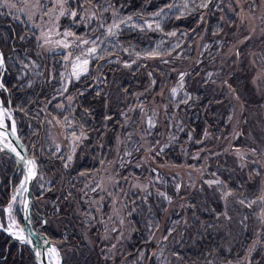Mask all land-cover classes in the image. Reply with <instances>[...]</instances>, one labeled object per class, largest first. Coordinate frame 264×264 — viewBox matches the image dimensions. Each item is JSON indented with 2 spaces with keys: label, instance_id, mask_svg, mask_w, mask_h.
<instances>
[{
  "label": "rangeland",
  "instance_id": "374dc122",
  "mask_svg": "<svg viewBox=\"0 0 264 264\" xmlns=\"http://www.w3.org/2000/svg\"><path fill=\"white\" fill-rule=\"evenodd\" d=\"M15 2L16 0L12 1V3ZM231 2H233L232 5ZM199 3L201 0H196V5ZM215 3L219 4L220 10L223 7V10L226 8L231 14L234 13L235 20L233 25L225 24L221 37L215 36L219 42V52L222 51V53L217 59L218 69L208 78L210 90L213 92L212 98L220 96L219 94L223 91L225 84L227 86L224 92L225 96L223 94L218 99V102L221 101V103L217 105L222 119L215 125L206 122L207 135L202 137V141L195 152L186 151V153L181 154L182 162H173L171 158L165 163L158 158L153 159V154L148 149L154 148L156 150V141H159L158 145L163 144L165 139L170 141L169 130L172 131L174 127L177 128V118L175 117L179 114V112L177 113L179 103H176V95L183 92L190 94L198 86L199 73H196V76H193L191 80H188V76L185 75L182 88L180 87L179 73L193 70L194 66L202 61V59H197V56L201 54V48L206 47L202 41L206 34V23L213 10L200 9L204 19L194 22L191 29L187 30L186 26L183 25L180 30L171 28L164 31L165 34L161 31H154L155 35L151 48H156L163 41L160 50L165 53L171 51V55L165 54L163 56V59L168 61L166 64L162 63L160 59L145 58L132 65L146 69V72L143 70L145 74L147 73V82L145 87H140L142 96L151 92L149 103L142 106L143 110L137 129L139 131L138 142L132 146L127 142H119L105 155L107 159L105 163H102L105 165L101 169L95 168L81 172L84 175L78 173L77 163L90 155L84 140L79 143L73 153V144L70 139L72 131L65 128L62 120L51 116L46 111L39 116V121L36 117L31 118V123L40 125L35 133L37 138L36 136L31 138L32 149H38L41 154L39 156L44 161L50 162V165L48 164L49 171L43 180L46 191L54 192L55 187L58 188L59 182L66 178L76 177L79 179L81 177L82 179L83 187H77V201L75 204L72 202L74 206L71 205L67 212L65 209L50 222L39 210L49 202V195L47 197L39 196L35 200L33 198L36 202L35 208L39 212L37 223L42 227L49 225V223L53 225L55 234L53 246L60 254L61 264H91V262L92 264H152L153 261L156 262L155 264H175L173 259L182 263L193 264L188 261V257L185 256L187 258L185 260L180 254L178 255L175 252V246L180 242V235L186 233L188 236L187 239L185 238L187 240L186 245L190 246L191 243H195V239L193 240V237L196 236L195 231L205 221L201 219L198 221V225L196 223L192 225L191 220H198L199 210H208L209 202L212 199L221 203L220 210L215 212V218L210 222L213 226L212 234L214 236L219 234L218 250L212 255V261L217 264H238V262L239 264H264V224L260 222V217L264 215V201L260 200L261 197H264V0H259L258 3L255 1L253 5L246 0H239V3L237 0H215ZM84 7L95 10V5L89 4L88 0H85ZM180 7L183 8V5ZM185 10L190 12L189 9ZM14 13L18 16L24 15L16 10ZM97 15L100 13L97 12ZM120 15L121 17L128 16L122 13ZM224 15V11L218 14L220 21H225ZM103 16L108 18V23H111V13L105 12ZM24 18L31 27L34 22L39 23L41 29L52 27V21L48 17L36 21H28L25 15ZM145 19H149V16ZM134 21H136V17H134ZM56 23L61 32L69 30L85 39L98 35L101 39L104 38L103 30L101 32L92 31L98 27V21H92L86 26L87 22L80 20L78 16L75 24L68 17H61ZM35 30L38 31L37 35H39L40 29L35 28ZM169 32H176L177 35L168 36L167 33ZM246 37H250V39H245ZM150 40V37L146 39L147 44ZM223 41L226 42L224 49ZM176 44H179L180 47L176 48L174 52L172 48ZM186 45L189 46L188 50L185 49L187 48ZM238 48L243 51L242 57L235 56ZM38 50L40 56L55 55V58L63 59V54L59 50L55 53L39 47ZM132 59H135V56L126 58V61ZM38 64L32 58L28 68L33 72L39 66ZM203 64L207 65L205 62ZM165 69L170 73L166 74L163 71ZM63 70L65 73V65ZM230 70L237 75L243 74L248 79V84L242 83V85L247 86V91L244 90L241 96L237 94L233 86L227 84ZM70 71L71 66L69 65L68 72ZM218 71L222 73L220 74ZM149 73L152 75L149 76ZM34 74L33 72V75H29L31 79H33ZM206 74L208 76V73ZM153 80L156 82L155 85L152 84ZM211 83L215 84L212 85ZM172 88H177L175 96L171 93ZM248 103L251 104L248 106ZM168 111H172L170 118L167 115ZM7 113L6 125L11 126L14 121L16 129L19 131V118L15 117L13 108L9 109ZM229 116L232 117L231 121L228 119ZM148 117H152L156 127L151 130L150 134L145 135V121ZM242 122L247 123L249 132L238 144L239 136L237 137L236 134H242ZM29 125L32 131L34 127ZM141 137L144 138L141 139ZM151 139L154 141L152 142ZM137 147H141V150L136 151ZM57 148L60 149L59 152H57ZM237 149L244 154L243 157L237 155ZM252 149L256 150L255 153L251 151ZM126 151H131L132 156H124ZM197 153H199V160L193 158ZM68 155H72L73 160L70 166L65 168L64 161L60 157H67ZM121 157L126 162H130L126 163L124 167L109 163V161L117 162ZM257 161L258 163H254ZM137 163L141 165L139 168L135 167ZM242 164L246 166L241 167ZM221 166L235 172L233 182L231 178L230 183L223 179ZM151 168H156L157 173H151ZM257 171L260 173L259 176L256 175ZM157 174L159 175V182L156 180ZM215 179H219L223 183L211 187L204 183ZM57 180L58 184L53 185L52 182ZM161 183H165V186L167 184L173 185L176 197H171L172 200L168 203L164 216L162 215L151 222L150 227L153 234L150 236L152 238L149 242L152 248L150 253L136 250L134 256L130 255L132 253L125 254V245L128 244L131 235L134 233L127 209L124 206L127 192L132 190V195L137 192L141 196L142 194L145 196V192H147L146 195L150 196L161 191L169 195L164 188L160 187ZM97 184H101L105 190L98 189L93 192L91 189L95 188ZM177 184L181 185L178 193L175 187ZM134 185L147 187L146 190H142V188L134 187ZM203 186H206V194L203 192ZM229 191L232 195L225 199L224 194ZM241 199L245 200L244 205L238 202ZM253 200L257 202L248 207V203ZM20 210V206L15 205L12 211L13 216L21 224ZM225 213L231 219H227ZM0 216H3L1 209ZM245 217H247L246 220ZM176 221L179 223H174ZM39 225L35 224V226ZM114 228L116 231H113ZM169 229L174 230L169 234ZM164 236H168V239L164 240ZM256 241L259 242L255 243ZM113 245H115L114 248ZM221 247H223L222 250H220ZM89 253L95 256L94 262L92 257L90 259ZM145 253L147 255H144Z\"/></svg>",
  "mask_w": 264,
  "mask_h": 264
},
{
  "label": "trees",
  "instance_id": "16d2710c",
  "mask_svg": "<svg viewBox=\"0 0 264 264\" xmlns=\"http://www.w3.org/2000/svg\"><path fill=\"white\" fill-rule=\"evenodd\" d=\"M12 1L9 0L10 3ZM246 1L252 3V5L255 3L253 0ZM255 1L257 3L259 2V0ZM111 2L122 14L133 15L142 13L144 18L149 16L150 13L157 11L159 7H163L165 3H175L180 10L173 9L172 12L161 20L163 33L171 28L180 30L183 25L186 26L187 30L191 29L194 22L201 21L200 17L202 16V10L199 9L195 11L194 15H186L177 19L176 17L181 16V11H186L182 7L179 8L180 5H183L184 0H111ZM92 4L95 5V0H92ZM230 4L232 5L233 2ZM188 9L189 11H193L194 6L190 4ZM223 11L225 21H220L218 14ZM234 22V13L231 14L228 9L224 8L223 10V7L221 10L220 8L213 9L206 23V34L202 41L203 44H206V47H202L201 54L197 56V59H202V61L196 64L193 70L185 72L187 73L188 80H191L193 76H196V73H199L198 78L200 81H198L197 88L194 91L192 90L193 92L190 91V94L183 92L182 94L176 95V103H179V110L177 111L179 114L175 117L177 118V128L175 129L174 127V130H169L170 136L168 137H171L170 141L165 139L163 144L156 145V151L164 144L169 145L164 153L158 157L161 162L165 163L170 158L173 162H182V153L184 154L186 151L193 153L199 147V143L194 141H202V137L207 130L206 122H211L215 125L216 122L222 119L220 109L217 105L221 103V101L218 102V99L223 96L227 86L225 84L223 91L219 94L220 96L212 98L211 95L213 92L210 90L208 83L209 76L206 73L214 74L216 72L218 69L217 59L222 53V51L219 52V42H217L215 36L221 37L225 24L233 25ZM37 33L38 31L35 28H32L26 23L24 15L18 16L12 9L0 8V46L2 51H4L7 65L2 79L10 94V104L15 113L14 115L17 119L19 118L20 127L18 134L26 143V146H28L29 154L37 159L38 172L32 186L34 200L39 196L47 197L49 195V202L39 210L44 214L46 220L50 222L56 219L65 209H67L65 211L67 212L71 205L74 206L77 201V187L82 188L83 184L81 177L79 179L69 177L59 182L58 188L54 186L56 188L54 192L46 191L43 180L49 171L50 167H48V164L50 165V162L46 160V163L40 157L41 154L38 152V149H32L31 141L34 138L33 136L37 138L35 133L40 125L31 123V118L36 117L37 121H39V116L46 111L51 116L62 120L66 129L68 128L67 124L71 123L77 131V134L83 131L88 138L82 140H84L86 146L89 148L90 155L83 161L77 163L78 173L95 168L101 169L105 165H102L101 162L105 163L107 159L105 155L119 142H127L131 146L135 142H138L139 131L137 129L139 127V118L142 114V111L139 109L144 104L149 103L151 92L149 94L146 93L144 96L140 93V87H145L147 82V73H144L146 69L134 66L131 68L124 67L123 61H126V58L130 57V55L121 51L120 48L113 49L109 44L107 46L108 51L112 52L113 55L108 56L105 53L104 60L92 62L89 66L88 76H82L80 81L70 84L68 91L60 95L59 91L64 84L61 73L64 72L65 64L63 59H57L55 55L40 56L38 54L39 50L35 39ZM154 35V31L147 32L138 29H124L117 37V40L120 45L129 48L130 52L132 49H135V51L143 53L152 49ZM21 37H24V39H21ZM149 37L151 40L147 44L146 39ZM223 43L224 49L226 42L223 41ZM186 46L187 48L185 49L188 50L189 46ZM236 52H239V56H243L241 48H238ZM235 56H237L236 53ZM32 58L39 63L38 69L33 70L35 73L33 79L29 76L33 75V72L28 68ZM109 59L113 63L109 64L107 62ZM117 60L120 62H117ZM144 62L146 63V61ZM203 62L207 65H204ZM25 64L28 67H24ZM100 65L103 67H100ZM163 71L166 74L170 73L166 69ZM231 71L229 72V77H227V84L233 86L237 94L241 96L244 90L245 92L247 91V86L242 85V83L245 82L248 84V79L243 74L237 75V73H232ZM200 72L203 75L202 78ZM218 73L221 74L222 72L218 71ZM97 77H100V79H96ZM211 84L214 85L215 83ZM78 92H82L83 95H77ZM97 92L100 94L97 95ZM184 100H187V103H184ZM250 104L248 103V106ZM57 105H63V107H57ZM129 109H136L137 111H130ZM123 113H126V115H123ZM167 115L170 118L172 111H168ZM106 116H110L112 119L106 120ZM64 117H68V121H65ZM29 124L34 127L32 131L29 128ZM241 126L244 136H239L238 144L249 132V126H247L246 122H242ZM68 130L72 131L73 129L68 128ZM129 133H132L131 141L127 139ZM189 136L192 137L191 140ZM172 137H175V141H172ZM151 141L153 142L154 139H151ZM14 166V158L6 151L2 152L0 154V207L8 202V195L20 181V175L13 173ZM221 169L223 179L228 183L231 180L233 182L235 172L225 166H221ZM52 184H58V180L53 181ZM160 187L166 190L167 194H169L167 195L168 197H176L173 185L167 184L165 186V183H161ZM203 192L206 194V186H203ZM146 193L145 196L143 194L141 196L137 192L132 195L133 191L130 190L129 193L127 192L125 199L124 206L127 209L130 223L134 228V233L130 237L131 240L125 245V254L132 253L130 254L131 256H134L136 250H141L143 253L144 251L150 253L152 248L149 242L152 238L150 236L153 234L151 233V222L164 214L169 203V201L161 198L158 192L150 196L146 195ZM209 203L208 210H199L198 220H191L193 222L192 225L194 223L197 224L201 219L205 221L195 231L196 236L193 237L195 243H191L190 246L186 245V239L188 238L186 233L180 235V242L175 246V252L178 255L180 254L181 257H184L183 259L185 260H187L185 256L188 257V261H191L193 264H217L215 261H212V255L218 250L219 234L217 236L212 234L213 226L210 222L215 218V212L220 210L221 203L215 199H212ZM188 210H190V207H188ZM37 218L38 215L33 213L35 224L39 225ZM42 230L52 240L55 239L53 225L49 223V225L43 226ZM73 232L75 233V231ZM18 243L10 235L0 230V264H35L34 253H32L30 247L22 243L18 245ZM181 251L183 252L181 253ZM147 253L144 255H147ZM89 254L90 259L92 257V261L94 262L95 256H92L91 253ZM173 260H175V264H186L176 259ZM155 263L154 261L152 262V264Z\"/></svg>",
  "mask_w": 264,
  "mask_h": 264
},
{
  "label": "snow or ice",
  "instance_id": "6c2138e0",
  "mask_svg": "<svg viewBox=\"0 0 264 264\" xmlns=\"http://www.w3.org/2000/svg\"><path fill=\"white\" fill-rule=\"evenodd\" d=\"M89 4L92 3V0H88ZM255 2V0H253ZM85 0H16L15 3H10L9 0H0V8L5 9H13L16 11H19L27 17L28 21H36V20H43L45 17H48L50 21H52V27H48L45 29H41V26L39 23H33L32 27L36 29H40L39 35L35 36V39L37 41V47L43 48L46 51L49 52H57L59 50L63 54V61L65 62V73H61V77L64 79V84L62 89L59 91L60 95H63L65 92L68 91V86L70 84H74L77 81L81 80V77H87L89 74V66L92 62H99L101 60L105 59V53H107L108 56L113 55L112 52L108 51L107 46L110 44L113 49L120 48L121 51L129 54L130 56H135V59H132L131 61H123V66L126 68H131L133 64H136L138 60L140 59H160L162 63H168L167 60L163 59V56L165 54L171 55V51H168L167 53L162 52L160 49L162 48L163 41L160 42L156 46V48L147 50L145 52H139L135 51V49H132V51H129V48L123 47L120 45L119 41L116 39L124 29H138L140 31H163L161 20L170 12H172L173 9L180 10L177 8V5L175 3H165L163 7H159L157 11H154L149 14V19H145L143 17L142 13H136L133 15H128L126 17H121L119 9L115 7V5L111 2V0H95V10L86 9L84 7ZM237 3H239V0H237ZM193 5L194 9L193 11L186 12L181 11V16L176 17L177 19H180L183 16L186 15H194L195 11H198L199 9H209V11H212L215 8H219V4L215 3V0H201V3L199 5H196V0H184L183 8L188 9L189 5ZM50 5V6H49ZM212 6L211 8L209 6ZM251 6V5H250ZM97 12L100 13V15H97ZM109 12L111 13V23H108V18L103 16V13ZM79 16V19L82 21H86L87 24H90L92 21H98V27L92 29L94 32H101L103 30V39L101 37L95 36L90 38H82L80 36H77L76 33L65 30L61 32L59 30V27L57 25V21L61 17H68L70 18L73 23L75 24L77 22V17ZM134 16L136 17V21H134ZM201 21H203L204 17H200ZM138 21V22H137ZM168 36H176V32H169L167 33ZM58 37V38H54ZM21 39H24V37H21ZM245 39H250V37H246ZM180 45L176 44L172 51H174L176 48H179ZM239 55V52L236 53ZM109 64L113 63L111 59L107 61ZM117 62H120L117 60ZM35 63V62H33ZM71 66V71L68 72V66ZM24 67H28V65H24ZM100 67H103L100 65ZM4 71H6L5 67V56L3 52H0V74H2ZM152 74L149 73V76ZM185 75L187 73L181 72L179 73V80H180V87H183V80ZM212 73H208V76L211 77ZM96 79H100V77H97ZM155 80L152 81V84L155 85ZM90 87V85H89ZM0 89H3L4 91H7L5 88V85L3 82H0ZM171 93L173 96L177 94V88H172ZM100 93L97 92V95ZM77 95H83L82 92H78ZM190 98V97H189ZM71 99V98H70ZM184 103H187V100L183 101ZM57 107H63V105H57ZM130 111H137L136 109H129ZM142 111L143 109H139ZM8 114L7 109L0 110V129H4V131H0V151L8 150L12 153H15L17 157H19V162H22L24 167L27 169V174L25 176V179L21 182L20 188L17 189V191H27V188L25 187L26 183L36 177L37 175V165L36 161L34 159L27 160L25 156L21 155L20 152L17 151V147L14 146L11 142V140H8L7 143L4 141L7 140V138L10 135H15L16 127L15 122H12L10 131L7 130L8 126L4 122V115ZM123 115H126V113H123ZM106 120L112 119L110 116L105 117ZM229 121H231L232 117H228ZM65 121H68V117H64ZM51 123V121H49ZM59 123V121H58ZM146 123V131L145 135H148L151 133V130L156 127L155 121L152 119V117H148L145 121ZM67 127L70 129H73L71 132V141L73 144L72 151L73 153L76 150V147L79 146V143L82 141V139H87V135L81 131L79 134H77V131L73 128V125L71 123L67 124ZM183 130V129H181ZM207 135V133H205ZM237 137L242 135L241 133L236 134ZM144 137H141L143 139ZM128 141L132 140V133L128 134L127 137ZM189 139L191 140L192 137L189 136ZM172 141H175V137H172ZM196 143H200L201 141H194ZM121 143H124L121 141ZM158 144L159 141H156ZM142 147V145H141ZM141 147H137L135 150L140 151ZM169 147L168 144L162 145L158 151H156L154 148L148 149L153 154V159L158 158L161 154L164 153L165 149ZM60 149L57 148V152H59ZM253 153H255V149L251 150ZM236 153L238 156L243 157L244 154L240 153L239 150H236ZM218 155V154H213ZM124 156L131 157L132 152L126 151L124 153ZM64 161V167L68 168L73 160L72 155H68L67 157H60ZM194 159L199 160V153L196 154ZM130 161L126 162L122 157L118 159L117 162L109 161V163L113 164L114 166L124 167L126 163H129ZM103 163V162H101ZM254 163H258L254 162ZM141 165L137 163L135 165L136 168H139ZM246 165H241V167H245ZM151 172L157 173L156 168H152ZM81 175H84V173H81ZM214 175V174H213ZM256 175L259 176L260 173L257 171ZM157 182H159V175L156 176ZM119 183V181H117ZM204 183L208 184L209 187L212 185H221L223 182L219 179L205 181ZM41 187H43L41 185ZM134 187H140L142 190H146L147 186H141V185H134ZM177 193L180 190L181 185L177 184L176 186ZM105 190L102 188L101 184H97L95 188L91 189L93 192H96L97 190ZM111 195V193H109ZM158 195L163 198L164 200H167L171 202V198L166 195L164 192H158ZM232 195L231 191L226 192L224 194V198L226 199L228 196ZM17 197L16 195H13L12 202L14 203L16 201ZM147 199V197H145ZM261 201H264V197L260 198ZM241 205L245 204V200L241 199L238 201ZM257 201L253 200L248 203V207H251L252 204H255ZM13 203H9L8 208L4 209L3 211H6L8 213V223L5 225L4 223H0V230H3L4 232L9 233L12 237L20 241L22 244H28L33 246V250L35 252V256L39 259L42 255H46L48 257V264H60V254L58 250L54 246L47 247L44 251L42 249L45 245H49L50 242L46 237H40L39 234L34 233H28L27 236H25V228L19 227L16 223L15 218L12 215L13 210ZM25 211L28 210V202L25 201ZM225 216L227 219H231L230 217H227V214L225 213ZM25 220L31 222L30 216H25ZM247 217H245V220ZM260 222L264 224V215L260 217ZM123 223V221H121ZM174 223H179V221H176ZM186 223V221H185ZM243 223V221H242ZM174 229H169V234ZM113 231H116L114 228ZM33 236L36 237L35 244L33 243ZM164 240L168 239V236L163 237ZM259 241H256L255 243H258ZM255 243L253 245V249L255 247ZM115 245H113V248ZM155 255V254H153ZM142 258V254H141ZM239 264V262H238Z\"/></svg>",
  "mask_w": 264,
  "mask_h": 264
},
{
  "label": "water",
  "instance_id": "95a60500",
  "mask_svg": "<svg viewBox=\"0 0 264 264\" xmlns=\"http://www.w3.org/2000/svg\"><path fill=\"white\" fill-rule=\"evenodd\" d=\"M0 52H3L1 47H0ZM4 54V53H3ZM5 67H6V62H5ZM2 74H0V82H2ZM2 109H7V112L9 109H11V105L10 104H5L4 100H3V96L2 94H0V110ZM6 124V123H5ZM8 126V125H7ZM11 126H8V129L10 131ZM0 131H4V129H0ZM7 140H11L12 144L14 146L17 147V151L21 153V155L25 156V158L27 160H32L34 159L36 161V165H37V160L35 159V157L31 156L29 154L28 151V146H26V143L23 141L22 137L18 134V131L16 129L15 135H10ZM5 143L6 140L4 141ZM7 152H9L12 157L14 158L16 165L18 166V168H20L22 170V181L25 179V176L27 174V169L24 167L22 162H19V157H17L15 155V153H12L8 150H6ZM2 151H0L1 153ZM38 168V167H37ZM35 177L31 180H29L25 187L27 188V191H24V202L27 201L28 202V210L25 211V204H21L20 208L22 211V216H21V222H23V228L26 229V233L25 235L27 236L28 233H34V234H39L40 237H46L50 244L49 245H45L44 248L42 249V251H44L47 247L49 246H53L54 242L51 239V237L48 236V234L43 231L41 229L42 226H35L34 221H33V213L35 212L38 215V211L35 208V202L33 200V183H34ZM20 187V186H19ZM25 216H30V220L31 222L29 223V221L25 220L24 217ZM36 242V237L33 236V243L35 244ZM28 245V244H27ZM31 248L32 253H34V261L35 264H48V257L46 255H42L39 259L35 256V252L33 250V246L32 245H28Z\"/></svg>",
  "mask_w": 264,
  "mask_h": 264
},
{
  "label": "bare ground",
  "instance_id": "6f19581e",
  "mask_svg": "<svg viewBox=\"0 0 264 264\" xmlns=\"http://www.w3.org/2000/svg\"><path fill=\"white\" fill-rule=\"evenodd\" d=\"M6 69H7V65H6ZM3 82V81H2ZM4 83V82H3ZM4 85H5V88L7 89V86H6V84L4 83ZM0 94H2V96H3V100H4V102H5V104H10V97H9V93H8V89H7V91H4L3 89H0ZM5 94H6V97H5ZM6 117H7V114L6 115H4V117H3V119H4V122L6 121ZM6 142H8V140H6ZM6 151V150H5ZM2 152H4V151H2ZM1 152V153H2ZM7 152V151H6ZM0 153V154H1ZM9 153V152H8ZM10 154V153H9ZM11 155V154H10ZM12 156V155H11ZM32 156V155H31ZM36 159V158H35ZM15 161V160H14ZM38 165V164H37ZM37 172H38V168H37ZM13 173H17L18 175H20V181H19V183H18V185L16 186V188L15 189H13V191H11L10 192V194L8 195V202L5 204V205H3L2 207H0V209H2V215L3 216H0V223H4L5 225H7V223H8V213L6 212V211H3L4 209H7L8 208V205H9V203H13L12 202V197H13V195H16V197H17V199H16V201L13 203V209H14V206L16 205V206H21V204H23L24 203V191L23 190H21V191H17V189H19L20 187V185H21V182H22V170L20 169V168H18V166L16 165V162H15V166H14V169H13ZM36 179V178H35ZM0 183H1V180H0ZM33 198H34V196H33ZM21 209V208H20ZM21 211V210H20ZM12 215H13V211H12ZM17 216V215H16ZM20 216H22V211H21V215ZM14 217V216H13ZM15 218V217H14ZM43 218H44V216H43ZM15 220H16V223H17V225L19 226V227H22L23 228V222L20 224V222L18 221V219H16L15 218ZM33 221H34V219H33ZM34 224H35V221H34ZM37 227V226H36ZM3 231V230H2ZM4 232V231H3ZM4 233H6V234H8V235H10L9 233H7V232H4ZM26 233V232H25ZM24 233V234H25ZM11 236V235H10ZM26 236V235H25ZM49 236V235H48ZM12 237V236H11ZM14 240H16L17 242H19L18 243V245H21L20 243V241H18L17 239H15L14 237H12ZM27 245V244H26ZM28 246V245H27ZM29 247V246H28ZM31 249V248H30ZM35 262V261H34ZM61 264V263H60Z\"/></svg>",
  "mask_w": 264,
  "mask_h": 264
},
{
  "label": "flooded vegetation",
  "instance_id": "af4514ba",
  "mask_svg": "<svg viewBox=\"0 0 264 264\" xmlns=\"http://www.w3.org/2000/svg\"><path fill=\"white\" fill-rule=\"evenodd\" d=\"M1 47V46H0ZM2 49V48H1ZM3 53H4V51H3ZM4 74V73H3ZM3 76V75H2Z\"/></svg>",
  "mask_w": 264,
  "mask_h": 264
}]
</instances>
